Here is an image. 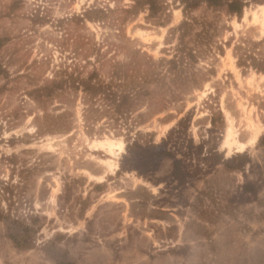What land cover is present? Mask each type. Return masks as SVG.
<instances>
[{
    "label": "rangeland",
    "instance_id": "obj_1",
    "mask_svg": "<svg viewBox=\"0 0 264 264\" xmlns=\"http://www.w3.org/2000/svg\"><path fill=\"white\" fill-rule=\"evenodd\" d=\"M261 6L238 18L183 0H0V264H264V147L249 143L264 133V74L233 55L264 38ZM190 18L186 46L211 44L196 65L208 81L177 101L169 78L147 85L146 102L170 103L131 116L142 148L123 119L86 123L82 90L39 98L64 71L170 59Z\"/></svg>",
    "mask_w": 264,
    "mask_h": 264
},
{
    "label": "trees",
    "instance_id": "obj_2",
    "mask_svg": "<svg viewBox=\"0 0 264 264\" xmlns=\"http://www.w3.org/2000/svg\"><path fill=\"white\" fill-rule=\"evenodd\" d=\"M183 2L186 3V9L189 11L204 2L210 8H225L228 14L238 18H241L243 10L248 4L264 5V0H183ZM151 8L153 9L152 4H150ZM86 13H88V10H86ZM83 16L85 17V14ZM189 20L183 21L176 29L179 32V43L176 45L175 53L170 59L161 58L157 62L148 63V66L145 65L147 67L137 62H116L113 65L114 70L106 78L100 76L97 71L86 77L82 76V72L74 76V72L64 71L59 76L49 80L48 85L38 88L36 92L41 94L39 98H46L47 100L63 98L71 89L82 90L84 93V118L86 123L92 126L102 117H106L111 121L123 119L125 125H127V138L132 139L130 150L131 148H142L139 144V137L142 134L137 131L135 137L131 136L133 125L140 122L133 120L134 124L128 126L131 116L138 113V118L141 119L143 114L138 111L144 106H154L157 107V112H162L165 110L166 105L170 103V101L164 99L156 100L151 97L149 98L150 102H146L149 95L147 85L152 81L165 83L166 79L169 78L170 83L175 86L174 90L170 89L173 90L171 96L175 99L172 101H177L182 100L190 92L200 89L204 82L208 81L210 71L204 73L196 65L200 59H204L211 53V44L210 42L197 43L193 48L186 46L184 43L185 31L183 29L185 26L190 25L192 19ZM233 55L236 58L238 68L242 69L243 72L254 70L257 73L264 74V38L253 40L242 37L238 44L234 46ZM211 122L212 126H215L214 116ZM165 144L166 141H164ZM258 146L264 147V133L258 139ZM160 155L163 157L170 156L174 159L172 176L178 181H184L187 173L183 171V161L178 160L163 145L160 146ZM95 187H102V184H96Z\"/></svg>",
    "mask_w": 264,
    "mask_h": 264
},
{
    "label": "bare ground",
    "instance_id": "obj_3",
    "mask_svg": "<svg viewBox=\"0 0 264 264\" xmlns=\"http://www.w3.org/2000/svg\"><path fill=\"white\" fill-rule=\"evenodd\" d=\"M261 7H263L264 8V6H261ZM230 131V130H229ZM260 131H257V133L254 135V137L250 140V142L249 143H252V144H254V143H256L257 142V140H258V138H259V136H260ZM232 136V135H231ZM229 141V140H228ZM110 145V147H112V144L110 143L109 144ZM119 146V150L120 151H123V148H124V144L123 143H121V144H119L118 145ZM245 144H241L240 145V148L241 149H244L245 148ZM110 160H103V162L104 163H107V162H109ZM112 162V161H111ZM118 165V164H117Z\"/></svg>",
    "mask_w": 264,
    "mask_h": 264
}]
</instances>
